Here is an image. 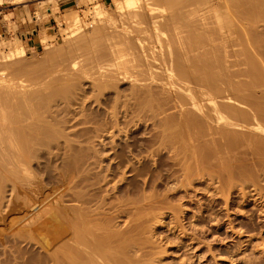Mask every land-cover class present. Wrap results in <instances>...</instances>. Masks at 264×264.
Returning <instances> with one entry per match:
<instances>
[{
  "label": "bare ground",
  "instance_id": "6f19581e",
  "mask_svg": "<svg viewBox=\"0 0 264 264\" xmlns=\"http://www.w3.org/2000/svg\"><path fill=\"white\" fill-rule=\"evenodd\" d=\"M138 1L139 0H123L122 2L115 3L114 7V10L116 8V10H118L119 14L121 13L122 16L124 14H127L126 11L129 10L128 14L131 16L130 18L136 19L134 20V24H137L139 26L137 27V29H134V27L132 29H130L129 27L128 29L126 28L127 26H124L125 28H119V26H117L118 24H116V21L119 20V18H116L115 20L112 16L110 17L109 14H107V12L103 10L105 9V7L103 9L100 8L103 5H99V7L97 6L93 10L95 11L93 12L94 19L95 16H97L99 20V22L98 20L97 22L99 24H97L96 22L98 26L90 32H85L86 30H83L85 23L79 15L70 13L66 16V21L69 23L70 26V28H68L71 30L70 33L76 38H72V36L68 37L72 40L76 39L77 41L75 40L73 45H76L72 51H68V53L65 51L67 54L61 52L66 54V56L64 55L65 59H61L63 58V54L60 55L61 57H55L56 54H54L55 52H53L54 48L53 50H49L51 52L48 53V55L54 54L52 55V57H55V60L53 61H56V58L58 60L61 59L60 62L62 61V63L59 65L58 63L60 62L56 61L58 62L55 66L56 68L54 69L53 67V73H57L56 75L62 74V77H55L59 78V81L49 79L55 81L57 85L54 84L55 82L53 84L57 87L53 88L51 84H48L47 82L42 83L44 79H41V82L36 81L35 83H29L28 80H23V78L18 79V73L13 76V74L20 71L18 70V68H20L21 65L18 64V62H15V64H17V68L14 66L15 64L11 65L13 64V62L9 64L8 62L10 61L4 62L3 65L0 64V66L2 65L4 67H6L5 65L9 64L11 67L8 70H17L13 74H10V76L13 77H8L9 74H4L5 69L8 67H6L4 70H1L2 74H0V155H2V152L3 154H5V157L8 155V161L10 162H5L7 161V159L4 160L5 157H3L2 160H4V164L8 163L11 166L10 168V166L8 165L10 170L8 171L6 176L4 175L2 177L5 178L8 176L9 181H11L12 183V190H14V192L15 189L20 186L21 189L24 191V195H26V197L30 194L34 195L31 197H33L35 200L31 199L32 202L30 203H33V207L31 208L32 210H34L33 213H35L36 215L33 214L32 216H30L32 222L36 223V225L38 224V227H40V229L21 230L22 235L19 233L20 231L18 232V234H20L19 237H23V235H25L27 239H30V241H36V243L46 251L43 257H41V261H43L42 264H149L151 261H154L152 257L155 255L153 253H155L156 251H152L150 249L149 251L152 252L146 250L142 251L138 246L139 252L140 250L142 252H140L141 254L139 253L140 255L137 254L138 252H135L137 251L138 247L137 245H135V239L132 237V235L134 232L142 233L143 231L141 229L139 230L138 228L137 231L135 229L143 225L139 226L137 221L134 222L130 220V225L133 224L131 227H136L134 228V231L132 230V234H129L131 233V230H129V228L131 229V227L129 225L124 228V230L128 228V233H125V231L123 233V230L122 232L121 230L119 232L116 230L117 226H115V228L114 226H112L114 225L113 221L114 223H116V219L114 220L113 218L117 217V215L118 217L121 216H119V214H122L121 209L124 207L123 205H130L131 200L132 203L133 201H137L138 203L140 200L144 199L142 201V203H144L145 200H148L149 198L150 200H153L154 197L151 198V195L149 197H147V195H143V197L139 200L128 199L130 203L124 202L125 204L122 202L120 203L119 201V203L122 205L119 207L122 208L116 209H119L120 213H117L116 216L113 215L114 217L111 216V219H103V217H105L106 210L109 207L105 209L104 213L105 202L100 201L101 204H99V202L97 203L96 201L98 207H94L93 204H96L94 202L92 204L94 207L93 209L90 205L92 201H95V199L90 198L92 195H89V199L84 198L85 196H87L86 194L89 193L81 194L83 190L82 192L81 190L76 191L77 188L81 189L85 185L84 184L83 187H81L82 185L80 186V182L77 183V180L75 181V184H77V187H75L76 192H68V194H71V192L73 193L69 196H72V201H75L77 204H72L71 206H69V204L68 207H66L67 205L63 206L66 201L72 202L69 201L71 199L68 200L67 198L63 197V194L66 193L65 191L70 190L71 188L68 189V187L65 191H63L64 193L62 194L60 193L61 191L59 192L61 184L64 185V182L67 183V181L69 182L70 180H72L69 179L71 176H68V170V173L63 172L64 176L59 175L63 177V179L67 180H57V182L59 181L58 184L60 186L55 185L54 183V181L56 180L55 177L57 176H49L47 179L49 181V184L47 182V186L52 185V187L49 186L50 188H47L45 186L47 188L46 191L43 188V186L46 184L42 183V185L41 183H39L40 181H43V179L39 181L32 179L35 178L34 173L36 172L35 170L34 173L32 171V159L37 158V155L41 153V148L51 147L52 145H54V143L58 144L59 140H62L63 138L67 139L64 143L67 144V147H65L64 149H67L66 151H68V154H66L64 151V154L67 155L65 157L67 158L68 155H70V161H68L69 158L67 160L65 158L64 160H66L67 163L64 164H68V168L71 167L70 170H73L72 163L74 162L77 163L78 161V164H81V162L85 164L80 159L82 155L79 154H88V151H90V149L86 148L85 145H83L84 147H79L76 144V146L72 144L71 141L73 140H68L69 137L67 134L69 133L64 134V128H66V126H69L68 124L70 122H73L74 120L69 119L70 117H68V119L66 117H60V114L58 112L61 109L57 108L58 106L52 104L57 101L56 99H58V97H61L62 99H64V101L66 100L68 103H71L73 96H75L76 94L81 95V92H85V88L83 90L80 89L81 87L79 86V84L82 83L83 80H87V82L88 80H90L92 84H94L92 88L94 87L93 92L94 90L97 91L96 94H98V92L102 90H109L110 87H113L114 84H117L115 82H131L132 84L130 86H132V90L136 100V103L134 105H138L140 103L142 104L144 102L148 104H145L148 107L149 104L153 105L148 102H155L157 104L153 106L156 108V110H158V114L160 113L162 116L168 111L165 110L167 108L165 105L168 106V104L173 101L172 103H175V106L173 104L171 105L179 109V113L178 115H176L178 117L176 119L173 117H169L166 114H168L169 112L171 113V111H168L165 114L166 117L164 118V120H162L163 118H161V120L163 121V123L161 121L162 131L160 130L156 137H154L163 140L160 142L166 145L171 144L168 143V140L169 142L171 140L175 142L183 140L185 138L187 139V141H192L195 140V138L196 140L201 138L200 142H202V137H204L203 139L205 140V145L203 146H205L204 148H206V146H208L207 148H209L205 150H203V148H200L201 151L203 150L205 153L202 154L203 152H200V156L197 157L196 151L200 150L198 147L199 145L197 146V144L199 143L195 141V143L197 144L193 145L195 144L193 142V144H190V147H185L186 144H183L185 145V148L182 147V149H185L184 151H186L187 148H193V151H190L191 149L189 150V152L191 153H189L190 155L188 156L187 161H184L187 163V165L183 167V170H185V172L187 171V180L191 179L189 178L190 174H192L190 172L193 171V169L189 171V168L194 167L193 172H198L200 174L202 173L201 178H204L206 181L208 179L210 181L213 180V182L219 184V186H217V189H215L218 193L220 192L223 194L225 192H231V190H234L235 188V190L238 191V188H241V190L245 192L243 193L244 197L242 196L245 199L244 201H246L247 198H249L250 196H257L260 199H264V89H261L262 87H264V0H215V2L213 3H210V1L212 2V0H204V3L199 4L200 6L195 5V7L197 8H186L191 5L190 3H187L188 1L186 0H156L160 3H148L146 1V3L148 4L145 7L146 9L143 5V8L145 10L142 11L143 13L141 12V10L137 11V8L142 6V4ZM137 2L139 3V6L135 8ZM183 8H185L186 11L183 10ZM134 9H136V11H134ZM83 12L84 11L79 12V14H83ZM168 12L171 13L168 15L166 14ZM94 19L93 21H95ZM120 19L122 21L117 23L121 24V22H127L126 18L122 19V17H120ZM133 19H130V21ZM131 23L133 24V22ZM88 24L89 23H87V25ZM132 24L128 25L131 26ZM134 24L133 26H135ZM51 37H53V35H45L42 39L43 43L47 44L49 40L54 39ZM67 41L69 40H66V42ZM71 43L73 42L71 41ZM65 45L69 44L65 43ZM87 45L89 46L88 49L84 53H82L81 50L83 51L84 48H87ZM71 47L73 48L74 46ZM64 48L67 47L65 46ZM68 48H70V46H68ZM6 53L8 54L2 56V58L0 59H3L4 57L5 61L6 59H12L13 61H16V59L14 60L13 58H22L25 52L23 50L22 45H18L16 49L13 48L11 52ZM49 59L50 57L48 58V60ZM19 61L20 63H22L21 60ZM50 66L51 65H49V67ZM49 67L47 69L51 68ZM47 69L44 70H46L47 72ZM28 71L26 70V73H28ZM48 72H50V70H48ZM21 76H23V74H21ZM45 76H47V74ZM14 77H16L17 79ZM18 77H20V75ZM39 78L40 76H38L37 80ZM90 81L89 83H91ZM84 82L86 83V81ZM49 83H51V81H49ZM115 86L117 87V85ZM156 89L157 91H155ZM111 91L113 90L111 89ZM116 92H119V90H117ZM139 92H141L142 94L139 95ZM105 93L108 92L105 91ZM133 93L130 92V94ZM100 94H98V96ZM128 94L129 93H127V95ZM169 94L171 96V100H169L168 96H166ZM102 95H100V97ZM103 97L104 96H102V98ZM98 98L96 102L98 101ZM92 99L95 100V98ZM117 99L118 98H116L115 100ZM128 99L131 100L132 98ZM140 99H142L143 102L140 101ZM119 101H115V103H122ZM75 102L78 101L75 100ZM83 102H85V100ZM125 103L127 104L128 102ZM78 104L83 105L84 103ZM134 105L133 107H135ZM61 106L64 107L63 105ZM153 106H150V108ZM125 107L128 108V106ZM66 108L69 107L67 106ZM117 108L119 107L115 106L113 107V110ZM138 108H141V106H139ZM146 108L144 111H141L140 109V113L145 112ZM77 109V111H80L79 107H77ZM134 109H136V107ZM127 110L128 109H126L125 111ZM136 110L133 111L138 113L139 110ZM150 110L154 109L151 108ZM115 111L116 110L112 111V117H114V120L115 114L117 115V113H114ZM151 112L145 113H148L147 115L153 114ZM61 113L64 112L62 111ZM85 113L83 112L84 115H86ZM67 114L64 116H68ZM155 114L158 115L157 113ZM84 115L83 117L85 119H81L85 121L90 120H86V117L92 118L88 115ZM141 115H143L144 117V115L146 114L142 113ZM156 115L154 116L155 118ZM78 116L76 117L79 119ZM116 117L118 118L119 116L117 115ZM93 119L94 118H92V120ZM75 121L78 122V120ZM89 122L91 121H88L86 123ZM13 124H20L19 126H21V128L16 125V128L18 127L19 129L15 130L14 126H12L13 128L11 127V125ZM107 124L111 125L113 124V122L111 121ZM114 126L110 127L114 128ZM86 130L88 131V129ZM100 130L102 129L99 127V131ZM172 130H178L179 132L175 135V132H172ZM87 131H85V133ZM77 133H79L78 135H80V132ZM100 134L98 135L95 133V135L98 136H100ZM65 135L67 136L65 137ZM78 135L75 134L74 136ZM73 142L76 143L75 140ZM77 142L79 143V141ZM184 142H186V140H184ZM89 143L91 144V142ZM57 146V148L59 149L58 151H60V145L58 144ZM53 147L55 148V146ZM48 151L50 152V150ZM62 151L63 150H61V152ZM72 152H74V154H71ZM91 152L90 154H93ZM130 152L133 153L134 151L130 150ZM58 153L61 154L60 152ZM58 153H54L55 156H57L56 154ZM182 153L187 154L186 152ZM90 154L86 155L87 158ZM99 155L100 154L96 156L95 152L96 157H99ZM124 155L125 157L127 156L124 153H121V155L119 156H121L120 158L123 159L125 158ZM72 158H76V160H73L74 162H72ZM125 159L118 160L120 161V166H125ZM179 159L177 158V160ZM101 160H99L100 162H98L101 163ZM128 160L126 163L130 164V168H132L128 170H135L136 166H133L135 164L133 163V165H131L132 163L128 162ZM68 162H72L71 165ZM4 164H2L1 166L6 167ZM88 164L90 166V163ZM93 164H96L95 161ZM118 165L119 164H117V167L114 166L113 168H121ZM64 167L66 168L67 166ZM146 167L147 166L145 165L143 167L144 169L141 168L142 170L138 167L139 169L135 170V172L138 171V173H136L135 175L140 176V174L142 173L146 174V171L149 170ZM113 168L112 170H114ZM66 173L68 174L67 176ZM188 173L190 174L188 175ZM112 175L113 174H111V176ZM1 179L4 180L3 178ZM134 182V184H138L136 183V181ZM2 183L4 182L2 181ZM133 183L130 182V185ZM75 184L73 185L76 186ZM143 184V186L146 185L147 187H149L151 182L149 180V182H145ZM136 186L138 189L141 188V186L138 187V185H135V188ZM33 187L35 188L34 190L32 189ZM131 187L133 188V186H130V188ZM2 188L4 187L0 186V190H2ZM61 188V190H63V186ZM138 189H135V191H137ZM17 190L19 191V189ZM100 190H104V188ZM20 192L18 193L19 195H21ZM46 192H49L50 194H47ZM252 192L254 194H252ZM95 193L96 195L98 193L101 194V191H98V193L94 192L92 194L94 195ZM43 196L46 198L44 199ZM2 197L4 196L2 195ZM96 197L101 198L100 196ZM42 198L44 200H42ZM63 198H65L66 201ZM99 198L96 199L99 200ZM22 199H24V197ZM19 200L21 199L19 198ZM27 200L28 199L26 198V201L25 199L22 201H24V203L27 202L26 204H28V208L30 209V200ZM63 200L65 201L64 203ZM107 200H105L106 204H108L107 206L112 207L113 205H115L112 207V209L109 208L108 210L114 212L117 211L114 208L118 207V203L110 204ZM18 202L20 204L21 201ZM135 203H133V206L137 205V203ZM153 203H147L148 205L144 206V209L147 210L148 208H150V210H152V207L154 205ZM13 204L15 203L13 202ZM24 205L25 204H23L22 209H24V207L27 208ZM54 205H57V213L55 209L51 210L53 209L52 207ZM131 209L133 208L131 207ZM27 211L30 212V210ZM6 214L8 215V213ZM42 214L45 215V217L42 216ZM133 215L135 216V214ZM149 215L151 216V214H148L146 215V218H143L144 215L143 217H141L140 215V217L137 216L135 217V219L138 218V221L140 218L146 219L144 222H140L146 225V223L150 221ZM134 216L131 218H134ZM46 217H49V223H51L52 227L54 226L53 228H51L52 231L50 232L49 227L51 226L48 225L49 230L47 233L45 232L46 234H53L52 238L51 236H49L51 239L46 236L44 231H42L41 229L43 226L41 225V223L43 224L44 222H46V219L43 220V218ZM143 219H141V221ZM27 222L31 223V221ZM27 222L26 225H28ZM30 223L29 225H31ZM17 224L18 222L15 226H17ZM23 226H25V224H23ZM112 228H114V230L116 231L112 230ZM142 229L145 230L144 227ZM22 232H26L27 234H24ZM126 234L129 235L126 237ZM52 240L56 241V245L52 244ZM151 254H153V256ZM146 260H149V262Z\"/></svg>",
  "mask_w": 264,
  "mask_h": 264
},
{
  "label": "rangeland",
  "instance_id": "374dc122",
  "mask_svg": "<svg viewBox=\"0 0 264 264\" xmlns=\"http://www.w3.org/2000/svg\"><path fill=\"white\" fill-rule=\"evenodd\" d=\"M122 1L123 0H107L106 3L103 4L101 0H0V56H1L0 58H2V56H4V55H7L8 53H6V52H11L13 50V48L16 49V47H18V45L19 46L22 45L23 50L25 52L24 56H23L24 58L23 57L22 58L17 57L18 59L13 58L14 60L16 59V61H13L12 59H9V60L6 59V61H5L4 57H3V59H0V64H2V65L4 64V62H8V61H10V62H8L9 64L11 62H13V64H11V65H14L15 62H18V64L21 65V66L19 65L20 68H18V70H20L19 72H16L17 70L14 71L13 69H10L12 71L8 70L11 67L9 64L5 65L8 68L1 65L0 66V74H2L1 70H4L6 68L4 71V74H6V75L9 74L8 77L10 76V74H13L14 72H16L15 74H13V76L18 73L17 74L18 79L23 78V80H28L29 83H35L36 81L41 82L44 79V81L42 83L47 82L48 84H51V86L53 88L57 87V86H54V84H56L55 81H57L60 77H62V74L58 73L59 75H56L57 73H53V67L55 69L56 64L58 62H60L61 59H65L64 55L66 56L68 51H72L76 45V44L73 45L76 39L72 40L69 38L72 36V34L70 33L71 30L69 29L70 28L69 23L66 21L67 20L66 16L70 13L79 15L80 18L82 20H84L83 22L85 23L83 30H86L85 32H90V31H93L98 26L97 24H99L98 23L99 20H98L97 16H95V19H94V13L93 12H95V11H93V10L95 9V7H97V6L99 7V5H103L100 8L103 9L105 7V9H103V10H105L107 12V14H109L110 17L112 16L113 19H115V20H116V18H119V20L116 21V24H118L117 26H119V28H122V27L125 28L127 26L126 28H128V29H129V27H130V29H132L133 27H134V29H137V27H139V26L137 24H134V20H136V19L130 18L131 16L128 14L129 10L126 11L127 14H124L123 16L121 13L119 14V11L116 10V8H115L116 11L114 10L115 3H119ZM146 1L148 3H156V2L160 3L159 1H156V0H153L154 2L151 0H139L138 2L141 3L142 6H140L141 9H140V7L137 8L139 6V3L137 2V5L135 7V8H137V11L138 10H141V12L145 11L144 8L148 4V3H146ZM186 1H188L187 3L191 4L189 7H186V8H190V7L192 8V7H195V5H199L201 3H204L203 2L204 0H186ZM213 2H215V0H212V2L210 1V3H213ZM143 3H145V4H143ZM143 5H144V8H143ZM195 8H197V7H195ZM183 10L186 11L185 8H183ZM187 10H189V9H187ZM82 11H84L83 14H79V12H82ZM88 11L91 13H89ZM134 11H136V9H134ZM141 12H139V13H141ZM170 13L168 12L166 14L169 15ZM120 17H122V19L126 18L127 22H129V23H127L125 20H123L125 22H121V24L117 23V22L122 21L120 19ZM129 18L133 19V20L130 21ZM93 19L95 21H93ZM97 20H98V22H97ZM96 22H97V24H96ZM131 22H133V24L135 26H133V24ZM87 23H89V24L87 25ZM128 24H132V25L129 26ZM48 34L53 35V37H51V38H54V39L49 40L48 43L45 44V43H43L42 39L44 38L45 35H48ZM72 38H76V37L72 36ZM66 40H69V41H67L68 43L66 42ZM70 40L73 43H71ZM63 42H64V44H63ZM65 43L69 44V45H65ZM7 45H9V46H7ZM65 46L67 48H64ZM68 46H70V48H72L71 46H74V47L72 49H70V48H68ZM86 47L87 48H84L83 51L81 50L82 53H84L88 49L89 46L87 45ZM53 48H54L53 52H55L54 54H56L55 57H61L60 55L63 54V58H61L59 60L56 58V61H58V62L53 61V60H55V57L54 56L52 57V55H54V54L48 55V53L51 52L49 50H53ZM61 49H63V50H61ZM61 52H64L66 54L61 53ZM44 56H46L47 58ZM49 57L51 60L50 59L48 60ZM52 58H54V59H52ZM19 60H21L22 63H20ZM43 62H44V64H43ZM61 63H62V61L60 63H58V65ZM49 65H51L50 66L51 68L49 67ZM14 66L17 68V64H15ZM48 67L50 69H47ZM44 69H47V72ZM26 70L27 71L31 70V71H28V73H26ZM48 70H50L51 73L48 72ZM21 72H23V73H21ZM21 74H23L24 77L21 76ZM24 74H26V75H24ZM46 74H47V76H45ZM19 75H20V77H18ZM13 76H10V77H13ZM30 76H32V77H30ZM38 76H40V78L37 80ZM47 77H49V78H47ZM55 77H59V78H55ZM14 78H16V77H14ZM32 78H34V79H32ZM49 79H53L55 81L49 80ZM49 81H51V83H49ZM84 81H86V83ZM89 81L90 80H88V82H87V80H83V82L79 84V86L81 87L80 89L84 90V88H85V90H84L85 92L80 91L81 95L76 94L75 95L76 97L73 96L71 103H68L66 100L64 101V99H62L61 97H60L61 98L60 99L58 97V99H56L57 101L55 103H52V104H54L55 106H58L57 108L61 109L58 112L60 114V117H64V118L66 117L67 119H68V117H70L69 119L74 120L73 122H75V123L70 122L68 124L69 126H66V128H64V132H63L64 134H67V133L70 134L71 133L70 135L67 134L69 137L68 140H70V141L75 140L76 143L71 141L72 144H74V145L77 144L79 147H84L83 145H85L86 148L90 149V151H88L89 152L88 154H90L91 151H93V152H91L93 154L89 155L88 158H90V159L87 158V156H86V155H88L87 153H80L79 154V155H82L80 157V159L85 164H83L82 162H81V164H78L79 163L78 161H77V163L73 161V160H76V158H72L71 160L74 163L68 162L70 165H71V163L73 164L72 165L73 170L72 169L70 170L71 167L68 168L69 165L64 164V163H67L66 160L68 158H69L68 161H70V155H68L67 158L65 157V156H67L66 154H68L67 153L68 151H66L67 149L66 150L64 149L65 147H67V144H64L66 142L65 140H67V139L63 138L62 140H59V142H58V144L60 145L59 148L61 150H63L62 152H61V150L58 151L59 150L57 148L58 144L54 143V145H52L51 147H47L48 149L46 147L41 148L40 149L41 153H39L37 155V158L32 159L33 160L32 161L33 163H31L32 171H33V173H34V170L36 171L34 173L35 178H32V179H35L37 181L43 179V181H40L39 183L46 184L43 186V188L46 191L47 188L52 187V185H49L50 187L47 186V182L49 184V181L47 180L49 176L61 177L59 175L64 176V173L67 172V170H68L69 173L68 172L67 173L69 175L66 173V176L67 175L71 176L72 178L70 177L69 179H72V180H70L68 182L66 179H63V177H61V178L55 177L56 180L55 181L53 180V181H54L55 185H59L58 184L59 181L57 182V180L67 181V183L64 182L66 185L65 184L64 185L61 184V186L59 185L60 186L59 192L61 191L60 193L62 194V193H64L63 191H65L68 187H69L68 189L71 188L70 190L65 191L67 194L66 193H64V194H66V195L63 194V197L67 198L68 200L71 199L69 201L73 200L71 198L72 196L71 197L69 196V195L73 194L72 192H76L78 190H81V192H82V190H83V192L81 194L89 193V194H86L87 196H85L84 198L89 199V197L92 195L90 198L95 199V201H92V203L90 205L93 209L95 206L98 207V204H97L98 202H99V204H101V202H105V207H104V213H105L106 208L109 207L112 209V207L115 206V205H113L112 207L107 206L108 204H106L105 200L110 199V200H107V201H109L108 203H110V204H113V203L117 204L118 203L117 204L118 207L114 208L118 212L115 211L116 212L115 213L114 211H109L108 210L109 208H108L106 210L105 217H103V219L104 218L105 219H111L112 217H114L113 215L116 216L117 213H120L119 209H116V208H120V209L122 208V207H119V206H122L120 204L121 202L122 203H124V202L130 203L129 200H131V199L139 200L143 197V195L144 196L147 195V197H149L151 195L150 196L151 198L154 197L153 200H150V198H149L148 200H145L144 203H142V201L144 199L140 200L141 202L139 201L140 202V203L138 202L139 204L137 203V201H135L137 203L136 206H133V203H135V202L133 201V203H132V200H131L130 205L129 204H128V206L123 205L124 207L121 209L122 211L120 210L122 214H119V216L120 215L121 216L118 217V215H117V217L113 218L114 220L115 219L117 220V221L115 220L116 223H114V221H113L114 225H112V223H111V225L114 226V228H115V226H117L116 230L119 232H120V230H121V232L123 230V233H124V231H125V233L126 232L128 233V231L131 230L130 231L131 233H129V234H132V230L134 231V228H136L135 226H134V228L131 227L133 224L130 225V223H129L130 220H132L134 222L137 221L139 226L143 225L140 227H142V228L144 227L145 230H143L140 227H137L135 229L136 231L139 228V230L141 229L143 232L142 233L134 232L133 233L134 236L132 235V237L135 239V245H137V247L139 246L142 251H145V250L149 251V249L152 251H156L155 253H153V254H155L154 256H153V254H151L153 256L152 258L154 261H151L149 264H264V199L263 198L260 199L257 196H255V197L250 196L249 198H247L246 201H244L245 199L243 198L244 197L243 193H245V192L242 191L241 188H238L239 189L238 191L235 190L236 189L235 188L234 190H231V192H225L223 194L220 192L218 193V192H216L217 190H215V189H217V186H219V184L213 182V180L210 181L208 179L206 181L204 178H201L202 173L200 174L198 172L197 173L193 172L194 167L189 168L190 169L189 171H191L192 169H193V171L190 172L192 174L188 173V175L190 174L189 178H191V179L188 178L189 180H187V176H186L187 171L185 172V170H183V167L185 165H187V163L184 161H187V158L190 155L189 153H191V152H189V150L191 149L190 151H193V148H187L186 151H184L185 149H182V147L183 148L190 147V144H193V142L195 143V141H196L199 144L195 143L193 145H196V144H197V146L199 145L198 146L199 149L200 148L201 149L203 148V150L209 149V148H207L208 146H206V148H204L205 146H203V145H205V142H204L205 140L203 139L204 137H202V140H203L202 142H200L201 138H199L197 140L195 138V140H192V141H187V139H185V138L183 140L179 139L182 142H180V141L173 142L172 140L169 142V140H168V143H171L168 145L160 142L163 140L155 138L156 135L158 134V132H160V130L162 131V128H161V125L163 123L162 120H164L166 115H168L169 117H173L175 119L178 117L176 115H178L179 109L174 107L175 103H172L173 102L172 101L171 103L168 104V106L165 105L167 107L165 110L171 111V113L169 112L168 114H166L168 112L167 111L162 116L160 113L158 114V112H157L158 110H156V108L153 106V105L157 104L155 102H148V103H151L153 105L149 104V106L147 107L148 104L144 103L142 101V99H140V101H142L143 103L142 104L140 103L141 105L136 104L137 106L134 105L136 103L135 95L133 93L132 86H130L132 83L129 81H127L129 83L122 82L123 84L121 82H115L117 84H114L113 87H110V89L107 88L109 90H102V91L98 92V94L101 93L100 95H102L104 93L102 95V96H104L103 98H102V96L100 97V95L98 96V94H96L97 93L96 90H94V92H93L94 87L92 88V86H94V84H92L91 81H90L91 83H89ZM47 83H45V84H47ZM82 84L83 85L85 84V85L83 86ZM115 85H117V87ZM111 89L113 91H111ZM261 89H264V87H262ZM114 90H116V91L119 90V92H116ZM257 90H259V89H257ZM105 91L108 93H105ZM122 91H124V92H122ZM155 91H157V89ZM121 92L124 94H122ZM130 92L133 94H130ZM117 93H121V94H117ZM127 93H129V94L127 95ZM138 94L141 95L142 93L139 92ZM122 95L124 98L122 97ZM77 96H78V98H77ZM166 96H168L169 100H171L170 94L166 95ZM115 97L118 99L115 100L116 99ZM161 97H164V96H161ZM92 98H95V100H93ZM97 98H98V101L96 102ZM107 98H109V99H107ZM121 98L122 99L126 98L125 99L126 101L122 100ZM128 98H132L131 99L132 101ZM119 99H120V101H119ZM75 100L78 102H75ZM84 100H85V102H83ZM86 100H89V101H86ZM112 100H113V102H112ZM127 100H129L131 102H129ZM115 101H117V102L119 101L122 103H117V102L115 103ZM123 101H124V103H123ZM61 102H64V103H61ZM87 102L88 103L90 102V103L88 104ZM125 102H128L127 103L128 105ZM78 103H82V104L84 103L85 105L84 104L80 105ZM60 104L63 105L64 107H62ZM70 104H72L73 106ZM119 104H121V105H119ZM130 104H131V106H130ZM145 104H147V105H145ZM171 104H173L174 106H172ZM117 105H119V106H117ZM133 105L136 107L137 110L134 109L135 107H133ZM158 105H159V103H158ZM67 106L69 108H66ZM115 106L119 107L117 109H114L117 111V112L115 111L114 113H117V115L119 116L117 118L116 117L117 115L115 114V120L117 118L116 121L114 120V117H112V115H113L112 111H114L113 107H115ZM125 106H128V108H126ZM139 106H141V108H138ZM150 106H153L151 108H153L154 110H150L151 109ZM165 106H164V108H165ZM60 107H62V108H60ZM77 107H79L80 108L79 110L82 112L77 111L78 110ZM145 108H146L145 112H151L152 111L151 113H153V114L157 113L158 115L155 114L156 118L154 117L155 115H153V114L147 115L148 113H145V112H142V113L146 114L143 117V115H141L142 113H140V109H141V111H144ZM171 108H174V109H171ZM86 109H88V110H86ZM126 109H128V110L125 111ZM176 109H177V111H176ZM71 110H73V111H71ZM133 110L134 111L139 110L138 113H140V114H138L137 112H134ZM62 111L66 114L69 113V114H67L68 116H64L66 114L61 113ZM75 112H78L79 114L75 113ZM83 112L84 113L86 112L85 113L86 115L94 118L92 120V118L86 117V120L90 119L88 121H91V122L94 121V122L93 123H91V122L86 123L88 121L83 120V119H85L83 117V115H84ZM71 114H73L74 116ZM75 115L76 116L79 115L78 116L79 119ZM86 115H84V116H86ZM139 115H141V116H139ZM151 115H152V117H151ZM160 115H161V117H160ZM145 116H148V117H145ZM81 118H83V119H81ZM161 118H163V119L161 120ZM75 120H78V122ZM110 120L113 122V124H111V125L107 124V123L111 122ZM151 120H153V121H151ZM100 121H101V123H100ZM117 121L120 123H118ZM161 121H162V123H161ZM158 122H160V123H158ZM16 125L19 126L20 124H16ZM16 125L13 124V125H11V127L14 126V129L18 130L19 128L18 127L16 128ZM110 126H114V128L110 127ZM158 126H160V127H158ZM19 127L21 128V126H19ZM67 127H68V129H67ZM96 127H97V129H96ZM99 127L102 130L99 131ZM83 128H85V129H83ZM78 129H79V131H78ZM86 129H88V131ZM110 129H111V131H110ZM70 130H72V131H70ZM84 130L87 132L85 133ZM92 130L94 132L96 131L95 132L96 134L99 135L101 133L102 135L101 134H100V136L95 135V133ZM76 131L80 132V135H78L79 133H77ZM121 131H123V132H121ZM173 131L175 132L174 133L175 135L179 132L178 130L177 131L172 130V132ZM195 131H197V130H195ZM75 134H77L78 136H74ZM67 135H65V137ZM93 136H95V137H93ZM114 136H116V137H114ZM133 137H135V138H133ZM131 138H133V139H131ZM184 140H186V142L189 144L184 142ZM77 141H79V143ZM92 141H94V142H92ZM89 142H91V144ZM176 142H180V143H176ZM184 143L186 144V146L183 145ZM179 144H182V145H179ZM53 146H55V148ZM200 146H202V147H200ZM90 147H92V148L94 147V148L92 149ZM209 147H212V146H209ZM42 149L44 152L42 151ZM201 149L200 150L197 149L198 150V151H196L197 157L200 156L199 154H201L202 152H203L202 154L205 153L203 150L201 151ZM48 150H50V152ZM130 150H133L134 152L131 153ZM181 150H182V152H184V153L186 152L187 154H183L181 152ZM0 151H1V149H0ZM64 151L66 154H64ZM121 151H124V152H121ZM58 152H60L61 154H59ZM95 152H96V156H98V154H100L102 156L99 155V157H96ZM97 152H98V154H97ZM54 153H58V154H56L57 156H55ZM121 153H124L127 155L126 157L124 155V157L126 159L125 158H123V159H125L124 160L125 166H129V167H125L123 165L120 166V161H118V160H123L122 158H120L121 156H119V155H121ZM179 153H182L183 155L179 154ZM69 154H70V152H69ZM71 154H74V152H72ZM177 155H179L180 157ZM3 157H5V154H3V152H2V155H0V175H1L0 177L3 178L4 180H2L0 178V186H2L4 188H2V190H0V193H1L0 194V198H1L0 199V264H42L43 261H41L42 260L41 257H43V255L46 253V251L44 249H42L40 247V245H38L36 243V241L32 240L33 241L32 242V241H30V239H27V237L25 235H23V237H19V235L21 234V230L40 229V227H38V224L36 225V223H33L31 220V216L33 214L36 215L35 213H33L34 210H32V208H31V207H33V203L32 204L30 203V202H32L31 199H34L31 196H34V195L30 194L29 195L30 197L28 195L26 197V195H24L25 194L24 191L21 189L20 186H18V188L15 189L16 193L14 192V190H12V183H11V181H9L8 176L5 177L6 179L4 177H2L4 175L6 176L8 171L11 168L10 164H8V163L4 164L5 162H10V161H8L9 160L8 155L4 158V160L7 159V161H5V162H4V160H2ZM40 157H41V159H40ZM85 157H86V159H85ZM65 158H66V160H64ZM128 158L130 161L128 160ZM174 158H176V159H174ZM177 158L178 159L181 158V159L177 160ZM182 158H184V159H182ZM99 160H101V163H99L100 162ZM127 160H128V162L132 163L131 165H133V163L135 164V165H133V166H136L135 170H138L139 168L144 169L143 167L145 165L147 166L146 168H148L149 170L146 171L147 173L145 172L146 174L142 173V174H140V176L135 175L136 173H138V171L137 172H135V170L129 171L132 168H130V164L126 163ZM94 161L96 164H93ZM1 162H3V163H1ZM88 163H90V166ZM91 163L93 164V166ZM2 164H4L6 167L1 166ZM117 164H119L118 166L121 168H119V169L113 168L114 166L117 167ZM143 164H144V166H143ZM8 165L10 166V168ZM64 166H67V167L65 168ZM112 168L114 170H112ZM110 170H111V172H110ZM116 170H117V172H116ZM72 172H73V174H72ZM111 174H113L114 176L112 175L113 176L112 177ZM199 174H200V176H199ZM191 175H193V176H191ZM66 178H68V177H66ZM35 180H33V181H35ZM76 180L78 181L77 183L80 182V186L82 185L81 187H83L84 184L85 185L83 188H81V189L77 188V190L75 191V187H77V184H75ZM149 180L151 182L150 186L149 187H147L146 185L143 186L144 185L143 183L149 182ZM2 181L4 183H2ZM37 181H35V182H37ZM81 181H84V182H81ZM134 181H136V183H138V184H134L135 183ZM130 182H132V183L134 182L133 183L134 185L133 184L130 185ZM73 184H75L76 186H74ZM67 185H70V186H67ZM135 185H138V187L141 186V188L138 189L137 186L135 188ZM62 186H63V190H61ZM130 186H133V188L138 189V190L135 191V189H133L132 187L130 188ZM122 187H124V188H122ZM102 188H104V190H100ZM17 189H19V191ZM32 189L34 190L35 188L33 187ZM70 191H72L71 194H68V192H70ZM98 191H101V194L98 193ZM102 191H103V193H102ZM19 192L21 195L18 194ZM90 192H91V194H90ZM94 192H97L98 194L96 195V193H95L93 195L92 193H94ZM246 192H248V191H246ZM213 193H216V194H213ZM47 194H50V193L48 192ZM252 194H254V193L252 192ZM2 195L4 197H2ZM66 196H68V197H66ZM93 196H95V197L100 196L101 198L96 197V198H99V200H98ZM23 197H24L25 201H26V198L28 199L27 201L30 200L29 201V203L31 204L30 209L28 208V204H26L27 202L24 203V201H22V200H24V199H22ZM13 198L15 201L13 200ZM19 198L21 200H19ZM43 198L45 199L46 197L43 196ZM43 198H42V200H44ZM65 198H63V199L66 201ZM104 198H105V200H104ZM16 199L18 201H21L20 204ZM102 199H103V201H102ZM64 200H63V203L65 202ZM96 201H97V203H96ZM119 201H120V203H119ZM147 201H150V202H147ZM13 202L15 204H13ZM94 202L96 204H93ZM227 202H228V204H227ZM147 203L148 204L149 203L154 204L152 207L153 208L152 210H150V208H148L149 210L147 208H146L147 210L144 209V206L148 205ZM23 204H25L24 206H26L27 208L24 207V209H22ZM72 204L75 205L77 203L75 201H72V202L66 201V203H64L63 206L67 205L66 207H68V205L71 206ZM92 204L94 205V207ZM56 206L57 205H54L52 207L53 209H51V210L55 209L56 213H57V209H56L57 207ZM131 207L133 209H131ZM135 208L139 209V210H136ZM27 210H30V212ZM40 210H41V208H40ZM111 212H113V213H111ZM136 212H137V215H136ZM140 212H141V214H140ZM6 213H8V215ZM133 214H135V216ZM148 214H151V216L149 215L150 221L148 223H146V225H147V228H146V225L142 224L140 222H144L146 219H143V218H146V215H148ZM140 215H141V217H143V215H144V217L140 218L139 221L137 220L138 218L135 219V217H137V216L140 217ZM42 216L45 217V215H43V214H42ZM133 216H134V218H131ZM149 216H147V217H149ZM22 217L25 219H23ZM48 218L49 217L43 218V220L46 219L45 220L46 222H44L43 224L41 223V225L44 226V227L42 226V228H41L42 231H44V233L48 232V230H49L48 225L51 226V227H49L50 232L52 231L51 228L54 227V226L52 227L51 223H49ZM141 219H143V220L141 221ZM26 220L31 221V223L27 222ZM17 222H18V224H17V226H15ZM26 222L28 225H26ZM29 223L31 225H29ZM137 223H135V224H137ZM23 224H25V226H23ZM128 225L131 227V229L129 228V230H127L128 229L127 228L124 230V228H126ZM138 225H136V226H138ZM114 228H112V230H114ZM45 229H46V231H45ZM116 230H114V231H116ZM7 231H8V233H7ZM18 232L20 234H18ZM22 233L25 234L26 232H22ZM13 234H15V235H13ZM48 234H51V235H48ZM48 234H46V236H48V237L51 236V238L53 237L52 233H48ZM129 234H126L125 236L127 237ZM140 234H141V236H140ZM137 239H139V240H137ZM51 242H52V244L56 245L55 240L54 241L52 240ZM144 244H148V245H144ZM139 247L137 248V251H135V252H138L137 253L138 255H140L141 254L140 252H142L141 250L139 252ZM134 250H136V249H134ZM134 250H133V252H134ZM152 251H149V252H152ZM157 259H159V260H157ZM143 260H145V259H143ZM146 261L149 262V260H146ZM152 262H154V263H152ZM50 264H53V263H50Z\"/></svg>",
  "mask_w": 264,
  "mask_h": 264
},
{
  "label": "crops",
  "instance_id": "0c3cea01",
  "mask_svg": "<svg viewBox=\"0 0 264 264\" xmlns=\"http://www.w3.org/2000/svg\"><path fill=\"white\" fill-rule=\"evenodd\" d=\"M101 1H102L103 4H105L107 0H101Z\"/></svg>",
  "mask_w": 264,
  "mask_h": 264
}]
</instances>
